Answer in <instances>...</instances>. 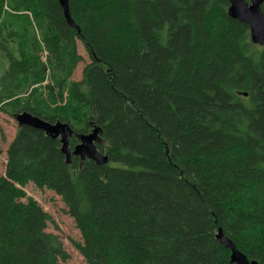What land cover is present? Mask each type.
Returning <instances> with one entry per match:
<instances>
[{
    "label": "trees",
    "instance_id": "16d2710c",
    "mask_svg": "<svg viewBox=\"0 0 264 264\" xmlns=\"http://www.w3.org/2000/svg\"><path fill=\"white\" fill-rule=\"evenodd\" d=\"M68 1L76 28L59 0H0V111L68 124L72 150L98 127L108 163L69 164L59 139L19 126L0 264L69 259L31 183L61 197L87 264H235L219 229L264 264V47L249 26L229 0Z\"/></svg>",
    "mask_w": 264,
    "mask_h": 264
},
{
    "label": "water",
    "instance_id": "95a60500",
    "mask_svg": "<svg viewBox=\"0 0 264 264\" xmlns=\"http://www.w3.org/2000/svg\"><path fill=\"white\" fill-rule=\"evenodd\" d=\"M59 2L63 8L66 20L71 27L76 28L77 26L70 14L69 1L59 0ZM229 3V16L232 19L248 25L253 44L264 47V13L262 11L264 0H229ZM16 120L19 126L42 130L49 138L59 139L61 142V151L69 164H71L73 156L80 158L82 161L91 160L98 166L108 163V157L97 148L100 133L98 127H95L90 134L80 136V143L72 150L70 140L74 135V130L68 124L62 122L50 123L29 112L20 113L16 117ZM217 238L231 250V260L233 263L257 264L255 260H250L241 252L221 229L218 231Z\"/></svg>",
    "mask_w": 264,
    "mask_h": 264
},
{
    "label": "rangeland",
    "instance_id": "374dc122",
    "mask_svg": "<svg viewBox=\"0 0 264 264\" xmlns=\"http://www.w3.org/2000/svg\"><path fill=\"white\" fill-rule=\"evenodd\" d=\"M79 54L83 61L77 66L72 77L75 81H82L84 69L91 63L88 52L81 41L77 42ZM46 61V52L44 55ZM8 62L3 54L0 53V76L7 69ZM19 124L15 117L0 111V174L4 175L6 170L7 150L9 144L15 138ZM27 197L36 200L40 206L51 215V222L48 225V232L56 234L63 242L64 248L69 255V259L61 264H87L84 257L75 248L74 243L82 242L80 231L76 223L67 213L66 206L61 197L48 189H39L34 184H29L24 188Z\"/></svg>",
    "mask_w": 264,
    "mask_h": 264
}]
</instances>
